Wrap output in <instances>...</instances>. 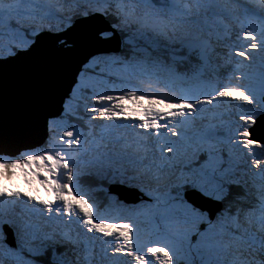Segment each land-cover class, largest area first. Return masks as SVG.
Masks as SVG:
<instances>
[{
  "label": "snow or ice",
  "instance_id": "1",
  "mask_svg": "<svg viewBox=\"0 0 264 264\" xmlns=\"http://www.w3.org/2000/svg\"><path fill=\"white\" fill-rule=\"evenodd\" d=\"M78 24L115 48L0 154V264H264V0H0V60Z\"/></svg>",
  "mask_w": 264,
  "mask_h": 264
},
{
  "label": "water",
  "instance_id": "2",
  "mask_svg": "<svg viewBox=\"0 0 264 264\" xmlns=\"http://www.w3.org/2000/svg\"><path fill=\"white\" fill-rule=\"evenodd\" d=\"M87 26H83L86 27L83 30L85 36L90 43L97 45L95 30ZM79 31L78 28H74L67 32L65 37L76 36ZM54 38L56 43L50 46L52 50L50 56L54 61L43 64V59L37 58L42 56L38 52L33 53V50L28 54L0 61V143H5L11 149L7 152L10 157L16 156V152L22 149H32L44 140L45 136L41 137L38 131L46 133L45 117L61 107V102L70 87L63 93L62 82L66 80L72 84L74 78L72 60L66 62L71 50L63 48L62 45L60 48L57 44L61 36ZM114 48H110V52ZM65 65H69L70 72L65 71ZM54 85H57V90L52 87ZM4 135H7L10 144ZM191 196L192 193L189 192L187 198L190 201L198 205L203 203L192 200ZM206 207L212 208V205Z\"/></svg>",
  "mask_w": 264,
  "mask_h": 264
},
{
  "label": "bare ground",
  "instance_id": "3",
  "mask_svg": "<svg viewBox=\"0 0 264 264\" xmlns=\"http://www.w3.org/2000/svg\"><path fill=\"white\" fill-rule=\"evenodd\" d=\"M247 1V0H246ZM250 2H252V0H248L247 2H244L246 5H250ZM258 10V9H257ZM89 29L91 30H95L93 26L91 25H88L87 26ZM86 29V27L84 28ZM54 37H55V34H52ZM52 38L51 36H46V37H42L40 38V40L38 41V45L36 46V48L33 50V53H37L42 56V57H37L39 60L40 59H43L42 60V63L45 64V63H49L50 61H54V59H52V57L50 56L51 53H52V50H51V45L52 44H55L56 42H54V39L55 38ZM76 39V40H75ZM75 41L72 40V43L68 44V47L69 49L71 50V52H69V57L67 58V63L68 61L72 60V64H73V71L74 72L77 68V64L79 63V61L81 60V53L85 50V47L87 45V43H90L89 41H85V39L83 37H81L79 35V33L75 36ZM90 46H93L95 45V43H91L89 44ZM84 46V47H82ZM62 46L60 45V48ZM73 49V50H72ZM53 70H55V68H53ZM65 71L66 72H70V68H69V65H65ZM66 79V78H65ZM70 86V84L64 80L62 82V92L63 93H66L67 91V88ZM54 88V90H57V85H54L52 86ZM259 122V121H258ZM38 128V127H37ZM39 135L41 137H44L46 135L45 134H42L41 131L39 130L38 131ZM5 138H6V141L7 143L10 144V141L7 140V135H4ZM45 138V137H44ZM19 145H21V142H19ZM22 152V151H21Z\"/></svg>",
  "mask_w": 264,
  "mask_h": 264
},
{
  "label": "rangeland",
  "instance_id": "4",
  "mask_svg": "<svg viewBox=\"0 0 264 264\" xmlns=\"http://www.w3.org/2000/svg\"><path fill=\"white\" fill-rule=\"evenodd\" d=\"M96 42H98L97 45L96 44L93 45V46H90L89 44L86 45L85 50L81 53V60L80 61H82L84 59H86V61H88V60L92 59V57L95 56V55H107V54H102V52H100L101 50H103V48H106L107 47V44L100 43L98 40H96ZM145 90L146 91H154V89H147V88ZM30 128H31V126H30ZM33 130H34V128H33ZM30 133H31V131H30ZM8 150H9V147L5 143H2L1 142L0 143V154H2L4 156V158H10L7 155ZM21 177H23V176L22 175H18L16 177H13V179L10 182H6V181L0 179V183L9 184V185H12V186H19V184L21 183ZM19 190L22 191V192L23 191H29V186L27 188L19 189ZM125 190H126L125 191L126 192V195L129 198L128 199L129 201L131 199H133V197H135L134 195H131L130 194V190L129 189H125ZM135 198H137V196ZM42 199L47 200L48 197H44ZM129 205H132V204H129ZM85 210H87V207L86 206H85ZM23 211H24V209L18 208V212H23ZM141 222H142V220H141ZM111 229L112 230H114V229L116 230V228L115 227H112V226H109L107 228L108 231H110ZM123 259H125V258H123ZM106 262L108 264V261H106Z\"/></svg>",
  "mask_w": 264,
  "mask_h": 264
},
{
  "label": "trees",
  "instance_id": "5",
  "mask_svg": "<svg viewBox=\"0 0 264 264\" xmlns=\"http://www.w3.org/2000/svg\"><path fill=\"white\" fill-rule=\"evenodd\" d=\"M95 194L96 195H94V196H96V198H97L98 201H106V198L102 199V197L100 196L99 193H95Z\"/></svg>",
  "mask_w": 264,
  "mask_h": 264
}]
</instances>
